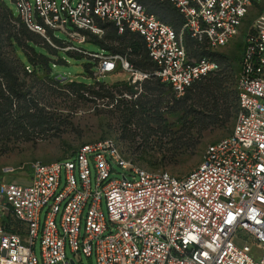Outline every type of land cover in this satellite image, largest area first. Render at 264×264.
Wrapping results in <instances>:
<instances>
[{
	"label": "built area",
	"instance_id": "obj_1",
	"mask_svg": "<svg viewBox=\"0 0 264 264\" xmlns=\"http://www.w3.org/2000/svg\"><path fill=\"white\" fill-rule=\"evenodd\" d=\"M12 1L20 21L57 49L56 30L76 42L85 32L101 38L106 22L119 34L136 33L150 70L127 54L66 49L94 62L96 76L120 69L136 83L159 79L177 94L215 65L191 55L186 36L205 49L222 47L249 12L254 17L231 132L208 144L195 168L181 176L145 168L105 137L65 158L34 162L24 181L0 175V264H71L81 255L94 264H264V0H166L181 15L177 30L138 0ZM113 164L120 177H110Z\"/></svg>",
	"mask_w": 264,
	"mask_h": 264
},
{
	"label": "rangeland",
	"instance_id": "obj_2",
	"mask_svg": "<svg viewBox=\"0 0 264 264\" xmlns=\"http://www.w3.org/2000/svg\"><path fill=\"white\" fill-rule=\"evenodd\" d=\"M1 1L0 57L17 76L11 92H1L6 88L0 79V175L6 179L24 181L34 162L65 158L81 144L105 137L115 139L132 162L181 176L195 168L208 144L231 132L235 80L253 11L231 42L205 49L209 51L205 57L215 63L213 69L184 93L177 94L156 79L136 83L132 75L120 69L111 75L96 76L94 62L66 49L72 44L85 51L105 53L101 40L118 52L125 51L128 42L110 37L106 34L108 28H104L101 38L85 33L86 39L81 42L56 30L59 40L51 41L57 49L42 35L23 26L15 2ZM140 1L175 26L173 9L167 12L156 5L168 22L154 6L149 7L150 0ZM66 29L72 31L73 26L67 24ZM23 64L32 66L28 70ZM59 75L62 78L57 79ZM205 81L211 85L209 94L197 88ZM96 93L108 96L98 98ZM112 168L110 177H120L123 170L116 164ZM259 248L253 247L254 255H258ZM67 254L71 255L69 251ZM74 264H94V258L81 255Z\"/></svg>",
	"mask_w": 264,
	"mask_h": 264
},
{
	"label": "trees",
	"instance_id": "obj_3",
	"mask_svg": "<svg viewBox=\"0 0 264 264\" xmlns=\"http://www.w3.org/2000/svg\"><path fill=\"white\" fill-rule=\"evenodd\" d=\"M1 1V0H0ZM141 4L142 2L140 0H138ZM2 2V1H1ZM150 5L149 7H155V10L157 12L160 11L161 15L168 21V17H166L164 15L163 12H161L160 9H157L156 8V5H159V6H162L167 12H168V8L169 9H173L176 13L174 19H175V26L171 25L173 28H175L176 30L180 28L181 26V23H182V18H181V15L178 13V11L166 0H150ZM143 5V4H142ZM144 6V5H143ZM145 9L150 12V13H153V11L147 9L145 7ZM154 14V13H153ZM156 15V14H155ZM12 16V15H11ZM157 16V15H156ZM13 17V16H12ZM160 19V17H158ZM162 20V19H160ZM163 21V20H162ZM164 22V21H163ZM169 22V21H168ZM166 23V22H165ZM23 24V22H22ZM168 24V23H167ZM170 25V24H169ZM25 26V25H23ZM101 26L103 28H108L107 30V33L108 35H110V37L112 38H120L122 41L125 40L127 43V45H125L124 49L125 51L127 50L126 54H127V58L134 54L135 56H137L135 59H132V58H128L129 61L131 63H133V65L137 66L138 69H141V70H150L153 68V63L150 61L147 53H146V50H145V47H144V43H143V40L142 38L137 35L136 33H132V32H123L121 34H119L116 30V28L111 24V23H101ZM85 33H89V32H85ZM91 34V33H90ZM54 40H57L55 38H53ZM28 42V41H27ZM99 43L100 45L102 46V48L108 52H115V53H125V51H120L118 52L116 49V47L114 46H105L101 40H99ZM186 44H187V49L189 51V53L191 55H193L194 57H201V56H205L204 53L206 52H209L207 50H205L204 46H199L193 39H191L189 36H186ZM18 46V44H17ZM130 49V50H129ZM243 50V48H242ZM16 55L18 56L17 52L15 51ZM33 53L35 55H38V56H41L39 54H36L34 51ZM120 53V54H121ZM81 55V54H80ZM82 56V55H81ZM43 57V56H42ZM19 58V57H18ZM45 58V57H44ZM46 59V58H45ZM20 60V59H19ZM149 67L148 69H144L146 68L145 66ZM25 66H28V67H31L32 65L31 64H23ZM47 65V63H46ZM34 66V65H33ZM35 68V66H34ZM16 74L14 72V70L0 57V79L1 81H4L5 82V90H2L1 89V92H11L12 91V88L13 86L15 85L16 83ZM159 81V79H156ZM199 79H197L196 81H198ZM196 81H194L189 87L186 88V90H188ZM72 83H76V84H79V85H86V84H83V83H78V82H73ZM163 83V82H162ZM200 83V82H199ZM210 82L209 81H205L204 83H200L198 85V89L204 91L206 94H209L211 92V90L209 88H211V85L209 84ZM104 83H101V85H103ZM166 84V83H165ZM185 90V91H186ZM236 92V91H235ZM98 98H104L106 96H108V94H99V93H96L95 94ZM115 96H111L112 99H114ZM236 107H237V97H236ZM235 111H236V108H235ZM73 154V153H72Z\"/></svg>",
	"mask_w": 264,
	"mask_h": 264
},
{
	"label": "water",
	"instance_id": "obj_4",
	"mask_svg": "<svg viewBox=\"0 0 264 264\" xmlns=\"http://www.w3.org/2000/svg\"><path fill=\"white\" fill-rule=\"evenodd\" d=\"M59 78H62V76H57V79H59ZM71 264H74V261L73 260H71Z\"/></svg>",
	"mask_w": 264,
	"mask_h": 264
},
{
	"label": "bare ground",
	"instance_id": "obj_5",
	"mask_svg": "<svg viewBox=\"0 0 264 264\" xmlns=\"http://www.w3.org/2000/svg\"><path fill=\"white\" fill-rule=\"evenodd\" d=\"M128 73V72H127Z\"/></svg>",
	"mask_w": 264,
	"mask_h": 264
}]
</instances>
